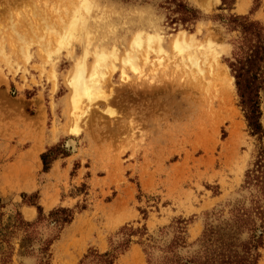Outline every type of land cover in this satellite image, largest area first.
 <instances>
[{"label": "rangeland", "instance_id": "obj_1", "mask_svg": "<svg viewBox=\"0 0 264 264\" xmlns=\"http://www.w3.org/2000/svg\"><path fill=\"white\" fill-rule=\"evenodd\" d=\"M87 1L85 9L81 0H0V223L17 211L35 222L30 201L45 216L72 209L73 220L49 247L50 264H98L106 251L116 255L113 264L192 256L207 218L229 217L255 158L229 67L242 44L231 16L264 27V0ZM72 15L84 17L74 29ZM138 32L142 39L159 34L163 49L157 54L143 43L134 51L139 73L121 62ZM177 34L217 54H200L198 70L172 49ZM87 44V68L97 47L118 58L101 84L107 100L81 101L74 135L68 81ZM55 145L67 155L43 171L40 155ZM31 229L32 252L20 247L22 230L3 244L12 252L7 264H38L40 240L57 230L46 220ZM258 251L264 264V243Z\"/></svg>", "mask_w": 264, "mask_h": 264}, {"label": "trees", "instance_id": "obj_2", "mask_svg": "<svg viewBox=\"0 0 264 264\" xmlns=\"http://www.w3.org/2000/svg\"><path fill=\"white\" fill-rule=\"evenodd\" d=\"M225 3V0H222ZM186 18L197 19L194 10H189L181 5ZM186 18H184L186 20ZM232 23L239 28L242 35V44L239 52L229 63L235 79V86L239 103L244 113L249 135L255 138L256 154L251 165L245 170L243 182L240 185L241 197L237 199L229 210V217L220 220L217 224L205 221L201 236L198 238L199 251L187 258L165 256L154 259L148 256V264H257L259 259L258 249L264 243V27L260 22L249 20L247 16L232 15ZM58 146H51L41 153L43 171L50 168V164L61 154L66 156V151L56 152ZM55 151V152H54ZM36 198V193L31 195ZM23 201L27 197L22 195ZM1 201V199H0ZM37 209L35 222L46 220L57 230L56 233L40 240L38 264L49 263V247L59 236L61 230L71 223L74 211L67 207L51 209L47 216L43 208L35 201H30ZM3 207V206H1ZM35 222L25 221L19 211L16 217L9 219L5 225L0 223V264H7L11 259V251H4V245L10 246V234L14 230L24 232L20 247L24 253L32 252L31 227ZM125 228V227H124ZM246 234L245 238L241 236ZM11 248V247H10ZM87 255H85L86 257ZM98 264H113L116 255L104 252L97 255Z\"/></svg>", "mask_w": 264, "mask_h": 264}, {"label": "bare ground", "instance_id": "obj_3", "mask_svg": "<svg viewBox=\"0 0 264 264\" xmlns=\"http://www.w3.org/2000/svg\"><path fill=\"white\" fill-rule=\"evenodd\" d=\"M81 2H82V5L84 6L85 9L87 7H89V3L87 0H81ZM79 11H81V10H79ZM72 17H74V16L72 15ZM74 18H73L74 22L72 24L73 29L76 27L77 23H80V22L83 23L84 22V17L82 15H76V17H74ZM142 34H143V32H138L134 36V38L130 44V49L127 50L125 56L122 58V61H121L122 65L124 67L129 66L133 71H135L137 73H139L138 70H140V69H138V67H137L138 65L135 61L136 53H134V51H136V50L138 51L139 48L141 49L143 43L147 44L145 46L148 49H151L152 48L151 44H154L155 45V52L157 54H160L163 52V49L159 44V42H160L159 34H157V33L146 34L144 39H142V37H141ZM69 35L70 34H66V35H64V37H66V39H67V37ZM193 39H194L193 35H191L190 38L186 39L185 35L177 34L175 36V38L173 39L172 49L174 50V52L176 54L181 55V58L188 60L193 66L198 68V70H201L200 66H199V55L204 54L205 56L206 55L215 56L217 54V52L212 46H210V44L209 45L207 44V46L200 45V46L194 47V44H192V42L194 41ZM59 43L62 44L63 41L61 40ZM88 44H89V42H88ZM88 44L84 48L82 55L75 61V65H74V68L72 71V75L68 81V84L70 87V95H69V99L71 102L70 106L72 107V111H73V115H74L73 124L71 123L72 125L70 126L69 130L74 135H78L81 131V126L78 125V121H79L78 118L80 115L79 110L81 109L80 108L81 107L80 106L81 101H83V99H84L90 103H93L99 98L100 99L104 98L105 100H107V96L102 95L101 84H102V81L103 82L105 81V78H106L105 76L107 75L106 69H111V67H112L111 70H114V68H115L114 61L118 58V57H116L117 53L114 49L108 51L104 48L97 47L93 51L94 56L92 57L93 58L92 65L89 68H87L86 67V60H87V57L89 54V48L87 47ZM189 49H194V50L192 53L187 54L186 57H184L183 53H185ZM146 56H145V58H146ZM158 60H160V57H158ZM208 61H210V60H208ZM209 63H211V62H209ZM203 64H204V62H203ZM206 64H208V62ZM123 69L121 71V78L123 80H126L127 75ZM153 70H156V69H153ZM153 70H152V73L154 72ZM141 75H142V73H141ZM83 106L85 107V104ZM84 107H82V108H84ZM77 119H78V121H77ZM25 210H26L25 215L28 218L33 216V212H34L33 209H25Z\"/></svg>", "mask_w": 264, "mask_h": 264}]
</instances>
